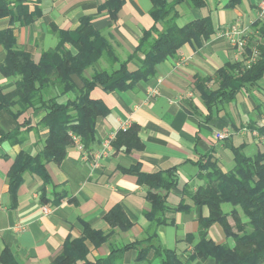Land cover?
<instances>
[{
	"label": "crops",
	"instance_id": "crops-1",
	"mask_svg": "<svg viewBox=\"0 0 264 264\" xmlns=\"http://www.w3.org/2000/svg\"><path fill=\"white\" fill-rule=\"evenodd\" d=\"M13 17L0 18V33L11 30L16 45L29 53L38 63L42 53L52 50L59 43L52 26L63 31L76 30L83 17H92V25L113 46L120 61L131 55L135 58L131 68H137L144 56L137 47L144 32L153 27L150 15L151 0H27L24 8L15 5ZM230 0H207L206 8H195L189 1L178 6V27L209 17L215 34L202 48L186 45L175 59H168L157 67V75L140 82L131 91L105 92L96 87L91 98L102 101L110 110L96 124L97 142L90 151L73 144L60 164H47L50 183H45L35 174L25 173L23 182L15 195L10 191L9 172L19 153L37 155L44 147L48 130L38 127L24 136V142L0 145V264L8 252L7 264H54L63 254L68 240L82 238L84 223L102 232L104 242L94 245L86 240L87 260L95 262L106 259L112 249L147 237L149 221L145 214L151 211L147 199V187L131 172L155 174L177 169L178 187L168 194V205L177 207L183 198L185 185L198 186L201 157L213 153L224 171L234 167L232 147L245 145L248 156L264 154V93L250 89L225 104L220 111L214 110L210 123L205 124L194 115L188 101L203 114L207 113L199 94L193 90L195 77L213 76L226 63L235 60V52L229 40L221 34L238 26L245 35L253 33L259 20L258 5L261 0H241L229 8ZM40 9V13L38 12ZM36 14L31 20L29 17ZM261 20V19H260ZM254 34V33H253ZM256 36V34H254ZM257 37V36H256ZM264 44V39H260ZM6 59V49L0 45V66ZM103 64V66H100ZM109 70L107 61L101 60L86 71L91 77L95 71ZM14 80L4 77L0 71V86L6 91L14 88ZM262 88L264 79L262 80ZM215 89L216 84H211ZM155 92V94H154ZM64 98L63 100H66ZM45 112H36L33 125H37ZM127 123L136 125L140 147L127 149L125 140L118 141L111 156L95 161L105 139L115 135ZM13 117L0 112V139L16 128ZM219 135H225L221 140ZM57 201V203H55ZM120 206L130 227L127 230L113 228L106 214ZM44 207L51 212L45 214ZM208 211L193 208L189 212H167L165 217L172 224L157 229L161 244L187 260L197 244L198 220ZM188 235L195 241L189 242ZM209 238L225 243L222 228L214 225ZM77 264H84L82 261ZM120 264H161L151 250L143 260L138 251H127ZM192 264H215L213 259L196 260Z\"/></svg>",
	"mask_w": 264,
	"mask_h": 264
},
{
	"label": "trees",
	"instance_id": "trees-1",
	"mask_svg": "<svg viewBox=\"0 0 264 264\" xmlns=\"http://www.w3.org/2000/svg\"><path fill=\"white\" fill-rule=\"evenodd\" d=\"M112 1V0H111ZM150 15L154 21L151 29L146 30L140 40L137 53L144 56L137 68L130 63L135 55L120 61L109 41L96 31L92 17H83L74 31H63L52 26L58 36L56 48L42 53L38 63L32 56L21 50L12 31L0 33V45L6 49V59L0 66L2 75L14 80V88L4 91L0 86V112H8L16 122V128L0 139L12 144L24 142V136L35 128L48 130L44 147L37 155L21 152L16 157L9 172L10 191L15 195L25 173L40 177L45 185L50 183L46 166L60 164L67 156V150L73 146L72 135L77 136L83 148L90 151L97 142L96 124L100 117H106L110 110L99 100L91 98L96 87L105 92L116 90L131 91L140 82H146L157 75V67L168 59H175L186 45L202 48L215 30L209 17L191 21L178 27V6L189 1L195 8H206L207 0H151ZM241 0H230L228 7H235ZM27 0H14L19 8H24ZM12 2L0 0V18L13 17ZM40 13V9H38ZM36 14L29 17L31 20ZM256 34V36L254 34ZM253 33L246 34V46L243 59L226 63L213 76L195 77L193 90L205 106L207 113H201L192 102L188 106L193 114L207 124L214 110L233 102L240 93L250 89H261L264 93V20L254 23ZM101 60L110 65L109 70L95 71L91 77L86 71ZM211 84H216L213 89ZM67 98L66 100H63ZM44 111L42 120L33 125L36 112ZM138 129L132 125L127 130L117 132L113 146L118 149V141L125 140L127 149L140 147ZM245 145L232 147L234 167L224 171L218 158L210 153L197 160L198 178L202 184L185 185L183 198L177 207L168 205V194L178 187L177 169L172 168L155 174L141 173L138 169L131 172L139 178V183L147 187V199L151 211L145 214L149 221L147 237L112 249L106 259L89 262L86 240L100 245L104 234L84 223L82 238L68 240L63 254L54 264H120L123 255L132 249L138 251V259L143 260L153 250L155 258L161 264H192L194 261L213 259L215 264H264V154L248 156ZM57 203V201H55ZM229 205L228 211L224 206ZM193 208L205 209L207 216L198 220V242L193 253L183 260L176 250L164 247L157 229L172 224L165 215L167 212H189ZM105 220L113 227L127 230L130 222L120 206L109 211ZM219 225L226 240L232 242L217 243L209 238L212 226ZM194 235H188L189 242L195 241ZM8 252L1 261L8 263ZM12 264H16L14 261Z\"/></svg>",
	"mask_w": 264,
	"mask_h": 264
},
{
	"label": "built area",
	"instance_id": "built-area-1",
	"mask_svg": "<svg viewBox=\"0 0 264 264\" xmlns=\"http://www.w3.org/2000/svg\"><path fill=\"white\" fill-rule=\"evenodd\" d=\"M258 17L261 20H264V0H261L259 5H258ZM223 37L229 40V43L231 44L232 48L234 49L235 52V60L240 61L243 59L244 55V47L246 46V35H245V30L239 28L238 26H232L231 28L225 30L222 34ZM155 94V92H154ZM129 126L127 123L122 125L121 130H127ZM73 142L76 146H79L81 149H83V145L80 141V139L72 135ZM219 138L221 140L225 139V135H219ZM115 139V135H111L107 139L104 140L101 149L94 153L92 156L94 157L95 161H99L100 159H103L105 157H109L113 154L114 152V146H113V141ZM43 212L45 214H48L51 212V209L49 207H44Z\"/></svg>",
	"mask_w": 264,
	"mask_h": 264
},
{
	"label": "rangeland",
	"instance_id": "rangeland-1",
	"mask_svg": "<svg viewBox=\"0 0 264 264\" xmlns=\"http://www.w3.org/2000/svg\"><path fill=\"white\" fill-rule=\"evenodd\" d=\"M100 66H103V64H100ZM229 209H230V206H229V205H225V206H224V210H225V211H228ZM226 241L229 242V243L232 242V241H230V240H226Z\"/></svg>",
	"mask_w": 264,
	"mask_h": 264
}]
</instances>
